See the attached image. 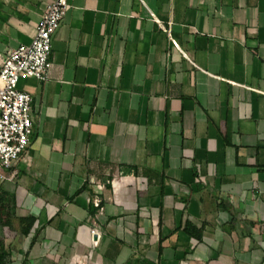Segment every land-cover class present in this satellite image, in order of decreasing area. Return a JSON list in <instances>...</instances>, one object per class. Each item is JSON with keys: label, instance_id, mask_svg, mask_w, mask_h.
<instances>
[{"label": "crops", "instance_id": "obj_1", "mask_svg": "<svg viewBox=\"0 0 264 264\" xmlns=\"http://www.w3.org/2000/svg\"><path fill=\"white\" fill-rule=\"evenodd\" d=\"M143 1L168 31L141 0H68L46 79L18 82L13 264H264V0ZM52 2L0 0V52Z\"/></svg>", "mask_w": 264, "mask_h": 264}, {"label": "built area", "instance_id": "obj_2", "mask_svg": "<svg viewBox=\"0 0 264 264\" xmlns=\"http://www.w3.org/2000/svg\"><path fill=\"white\" fill-rule=\"evenodd\" d=\"M147 15L164 29L167 27L156 18L155 13L141 0ZM70 4L68 0H54L44 10L38 22L30 45L19 46L5 53L0 52V178L7 179L4 175L21 154L30 145L32 132L31 95L18 88L20 79L35 78L45 80L50 66L54 36L64 21ZM174 44L176 42L173 40ZM114 187V181H111ZM95 193L94 204L101 209V193L105 184L93 182ZM101 237V230L94 226L90 231L91 245L96 246ZM88 255L82 258L87 259ZM80 262V258H74Z\"/></svg>", "mask_w": 264, "mask_h": 264}, {"label": "trees", "instance_id": "obj_3", "mask_svg": "<svg viewBox=\"0 0 264 264\" xmlns=\"http://www.w3.org/2000/svg\"><path fill=\"white\" fill-rule=\"evenodd\" d=\"M0 205L5 209L1 212L3 217L1 218L2 225H10L12 219L17 218L15 213V199L11 194L4 193L0 195ZM14 207V208H13ZM19 219V218H18ZM19 232L22 235H27L32 227L33 218L28 216L19 219ZM0 264H13L11 260V252L5 246L3 240H0Z\"/></svg>", "mask_w": 264, "mask_h": 264}]
</instances>
